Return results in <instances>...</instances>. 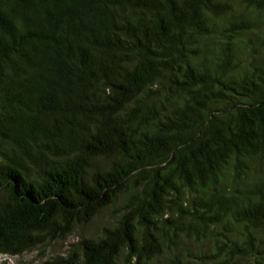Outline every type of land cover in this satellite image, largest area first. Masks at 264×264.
I'll use <instances>...</instances> for the list:
<instances>
[{
  "label": "trees",
  "instance_id": "obj_1",
  "mask_svg": "<svg viewBox=\"0 0 264 264\" xmlns=\"http://www.w3.org/2000/svg\"><path fill=\"white\" fill-rule=\"evenodd\" d=\"M264 0H0V254L264 264Z\"/></svg>",
  "mask_w": 264,
  "mask_h": 264
},
{
  "label": "rangeland",
  "instance_id": "obj_2",
  "mask_svg": "<svg viewBox=\"0 0 264 264\" xmlns=\"http://www.w3.org/2000/svg\"><path fill=\"white\" fill-rule=\"evenodd\" d=\"M234 4H239V0H231ZM259 17V26L264 28V13ZM264 32V29H263ZM115 219V212L111 209L101 212L98 217L89 225L78 227L72 234L66 239L49 242L41 247L27 251L21 255H7L0 254V264H38L41 261L55 256L57 254H64L71 246L72 243H76L83 236H86L92 231H97L102 224L108 223ZM122 264V263H119Z\"/></svg>",
  "mask_w": 264,
  "mask_h": 264
}]
</instances>
